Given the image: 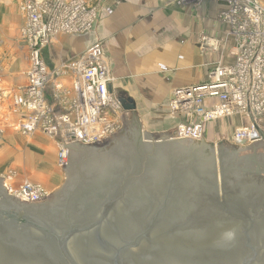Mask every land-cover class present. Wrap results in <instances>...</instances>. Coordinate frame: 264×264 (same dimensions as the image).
<instances>
[{
    "label": "water",
    "instance_id": "95a60500",
    "mask_svg": "<svg viewBox=\"0 0 264 264\" xmlns=\"http://www.w3.org/2000/svg\"><path fill=\"white\" fill-rule=\"evenodd\" d=\"M117 127L105 145L66 139L54 195L26 202L0 180V264H264V138L219 143V179L202 137L152 139L122 112ZM231 225H248L244 248L222 239Z\"/></svg>",
    "mask_w": 264,
    "mask_h": 264
},
{
    "label": "crops",
    "instance_id": "0c3cea01",
    "mask_svg": "<svg viewBox=\"0 0 264 264\" xmlns=\"http://www.w3.org/2000/svg\"><path fill=\"white\" fill-rule=\"evenodd\" d=\"M24 1L0 0V121L20 120L14 96L28 84L30 52L21 36L27 23L21 9ZM83 1L97 11L95 29L87 34L60 33L43 49L51 75L46 96L57 112L66 111L74 98L78 77L69 71L68 65L96 43H103L106 51L114 79L110 87L112 96L119 102L120 95H126L137 105L135 112L120 109L121 112L134 116L139 113L143 129L150 126L168 130V135L178 130L183 121L170 110L173 90L207 82L218 62L234 63L235 42L222 20L226 4L220 1L187 5L175 0ZM260 2L264 6V0ZM197 64L200 67L194 72L192 68ZM145 117L150 118L147 124ZM246 121V117L236 115L215 122L228 127L230 122L243 126ZM33 135H38L34 138L38 146L43 142L49 148L58 145L40 131ZM30 171L32 177L44 178L46 168L30 167ZM35 173L42 174L34 176Z\"/></svg>",
    "mask_w": 264,
    "mask_h": 264
},
{
    "label": "built area",
    "instance_id": "2783aa9c",
    "mask_svg": "<svg viewBox=\"0 0 264 264\" xmlns=\"http://www.w3.org/2000/svg\"><path fill=\"white\" fill-rule=\"evenodd\" d=\"M205 1L210 0H175L182 5ZM214 1L226 4L221 16L235 42L234 63L218 62L207 82L173 90L170 110L183 118L176 139H204L209 124L239 115L248 121L235 131L232 140L240 147L251 146L253 140L264 138V6L260 0ZM21 6L27 21L21 36L29 47L30 69L26 88L14 96L20 129L25 135L42 130L55 139L59 165L66 169L65 162H71L66 139L75 136V142L88 147L112 140L118 127L109 118L120 111L121 103L110 90L114 79L103 43H96L68 65L78 77L74 98L66 111L57 112L46 96L51 75L43 49L60 33L92 32L97 11L83 0H25ZM10 192L25 195L26 202L50 195L31 182L18 192L10 188Z\"/></svg>",
    "mask_w": 264,
    "mask_h": 264
},
{
    "label": "rangeland",
    "instance_id": "374dc122",
    "mask_svg": "<svg viewBox=\"0 0 264 264\" xmlns=\"http://www.w3.org/2000/svg\"><path fill=\"white\" fill-rule=\"evenodd\" d=\"M208 42L210 44L212 40ZM213 43H214V40H213ZM212 45H215V44H212ZM215 48H218V47H215ZM199 67L200 66L197 64L196 66H193L192 70L196 72ZM120 109L123 110L122 105ZM136 114L138 115L139 113H136ZM128 115H134V114L130 113ZM109 119L117 122V114H111ZM143 119L147 124L150 118L145 117ZM214 123L209 124L207 126V132L205 134L204 140L208 144H213V145L215 144V151H217L218 153L217 156L219 159L220 158L219 151H218L219 143L226 141L227 143H230L233 146L240 147L234 143V140H232V137L235 131L241 128L242 125H238V124L232 125L230 122L228 127H224V126L222 127V125L217 124V122H214ZM21 124H22L21 120L0 121V130H2L0 133V180L3 182L2 183L3 186H10L13 192H18L21 189V186L23 184L31 182L34 185L41 186L50 195H54L59 189L60 184L65 183L67 180L66 169L60 167L59 165V160H58L59 151H60L59 146L55 145V146H52V148H49L47 144H45L44 142L41 143L42 145L38 146L35 143V139H34L38 135L34 136L33 135L34 133L40 131L44 133L46 136H48L49 138L51 137L42 130H38L34 133L25 135L23 131L20 129ZM148 125H145V126L148 127ZM231 126H234V127L231 128ZM142 130L145 132V134L149 133L148 135L150 137L153 135H156L157 139L158 137L163 138V140L167 139L166 137L168 134L165 132H167L168 130L160 131L159 129H153L150 126L147 129L142 128ZM177 131L178 130L171 132L170 136L173 138L174 137L177 138ZM46 136L42 135V138L44 137V139L47 140ZM113 140L114 138H112V140L108 142L111 143L113 142ZM245 147H242V148H245ZM217 165L219 168L217 169L218 178L220 179L221 178L220 159L218 160ZM30 167H33V168H37V167L44 168L45 167L46 171L43 174L45 175V177L44 178L32 177ZM41 174L42 173H35L34 176H40ZM220 190L222 193V188H220ZM253 225L255 228H258L259 226V224H253ZM231 227L232 229L235 228L236 230H238L237 232H239V235H237V233L236 235L235 234L233 235L231 232L230 234L232 236L230 235L229 237V234H226L223 236L224 238L222 239H224V241L229 247L235 246V247L244 248L242 242H247V241L250 242V234L247 240L244 238V233L248 225L247 226L231 225ZM226 239L228 240L230 239V240L226 241ZM234 239L236 240V242ZM233 242L235 245L233 244Z\"/></svg>",
    "mask_w": 264,
    "mask_h": 264
},
{
    "label": "bare ground",
    "instance_id": "6f19581e",
    "mask_svg": "<svg viewBox=\"0 0 264 264\" xmlns=\"http://www.w3.org/2000/svg\"><path fill=\"white\" fill-rule=\"evenodd\" d=\"M151 138H152V139H153V138L157 139L155 136H152ZM174 138H175V137H174ZM237 231H238V230H236L235 228L232 229V227H231V229H230V228H229V229H226V230H224V231H222V232H220V233H221L222 238H224L223 236L226 235V234H229V237H230V235H231L230 233H231V232H232L233 235H234V234L236 235V233H237V235H239V232H237ZM227 236H228V235H227ZM231 236H232V235H231ZM225 237H226V236H225ZM232 238H233V237H232ZM223 240H224V239H223ZM227 240H228V239H226V241H227ZM229 240H230V239H229ZM229 240H228V241H229ZM234 240H235V239H234ZM234 240H233V241H234ZM224 242H225V241H224ZM235 242H236V240H235ZM225 243H226V242H225ZM230 243H231V242H230ZM233 244H234V242H233ZM234 245H235V244H234Z\"/></svg>",
    "mask_w": 264,
    "mask_h": 264
}]
</instances>
